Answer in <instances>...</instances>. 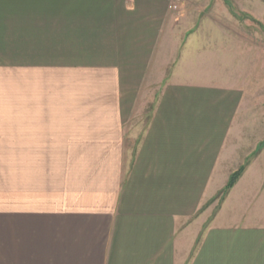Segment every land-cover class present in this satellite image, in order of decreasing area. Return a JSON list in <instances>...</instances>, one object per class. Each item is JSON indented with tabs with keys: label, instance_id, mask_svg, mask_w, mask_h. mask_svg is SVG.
Listing matches in <instances>:
<instances>
[{
	"label": "crops",
	"instance_id": "crops-1",
	"mask_svg": "<svg viewBox=\"0 0 264 264\" xmlns=\"http://www.w3.org/2000/svg\"><path fill=\"white\" fill-rule=\"evenodd\" d=\"M172 1L0 0V264H264V0Z\"/></svg>",
	"mask_w": 264,
	"mask_h": 264
},
{
	"label": "rangeland",
	"instance_id": "rangeland-1",
	"mask_svg": "<svg viewBox=\"0 0 264 264\" xmlns=\"http://www.w3.org/2000/svg\"><path fill=\"white\" fill-rule=\"evenodd\" d=\"M184 1V2H183ZM175 0L172 1L169 4V10L174 14V22L176 25H179L181 22V19L185 17L188 13V16H190V20L194 22V20H198L201 18H206L207 16L211 17L213 20H217L221 22L222 26L229 27L230 21L232 25H237L238 29H257L256 25L249 21V19H246L247 16L245 13L241 12V5L239 1L242 0ZM178 4V6L181 9V13L177 10L171 9V5ZM219 10V13L217 11ZM220 15V17H218ZM193 24V23H192ZM181 33L176 34V40L179 42V40L182 37V31ZM159 84L153 83L150 87H146V84L144 88L149 89V94L146 98V104L147 110L150 108V106L153 104L154 101V94H156ZM146 114L144 115L143 119L146 118Z\"/></svg>",
	"mask_w": 264,
	"mask_h": 264
},
{
	"label": "trees",
	"instance_id": "trees-1",
	"mask_svg": "<svg viewBox=\"0 0 264 264\" xmlns=\"http://www.w3.org/2000/svg\"><path fill=\"white\" fill-rule=\"evenodd\" d=\"M243 168H240L236 172L232 173L229 177V180L225 187L221 190V192L217 195L219 197V201L223 199V197L227 194V192L230 190V188L233 186V184L236 182L237 178L240 176Z\"/></svg>",
	"mask_w": 264,
	"mask_h": 264
},
{
	"label": "built area",
	"instance_id": "built-area-1",
	"mask_svg": "<svg viewBox=\"0 0 264 264\" xmlns=\"http://www.w3.org/2000/svg\"><path fill=\"white\" fill-rule=\"evenodd\" d=\"M171 9L177 10L179 12V14L182 12L181 9H180V7L178 6V4L171 5Z\"/></svg>",
	"mask_w": 264,
	"mask_h": 264
}]
</instances>
